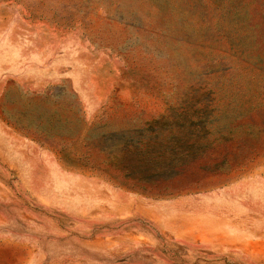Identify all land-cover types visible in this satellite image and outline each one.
<instances>
[{"label":"rangeland","instance_id":"1","mask_svg":"<svg viewBox=\"0 0 264 264\" xmlns=\"http://www.w3.org/2000/svg\"><path fill=\"white\" fill-rule=\"evenodd\" d=\"M219 224L264 233V0H0V236L38 264H264Z\"/></svg>","mask_w":264,"mask_h":264},{"label":"crops","instance_id":"2","mask_svg":"<svg viewBox=\"0 0 264 264\" xmlns=\"http://www.w3.org/2000/svg\"><path fill=\"white\" fill-rule=\"evenodd\" d=\"M224 231L219 224V239L214 242L218 252H231L250 261L264 262V233L258 235L254 230ZM37 258V259H36ZM36 260V261H35ZM38 264L31 243L11 236H0V264Z\"/></svg>","mask_w":264,"mask_h":264}]
</instances>
